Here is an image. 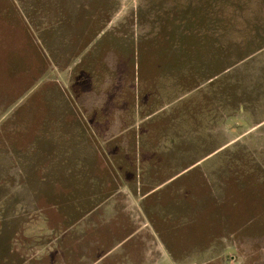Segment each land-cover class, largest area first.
Segmentation results:
<instances>
[{"label":"rangeland","instance_id":"374dc122","mask_svg":"<svg viewBox=\"0 0 264 264\" xmlns=\"http://www.w3.org/2000/svg\"><path fill=\"white\" fill-rule=\"evenodd\" d=\"M63 1L97 7L58 9ZM86 11L95 20L116 18L122 79L151 93L148 102L137 100L140 118L150 114L136 130L150 132L138 135L139 179L150 174L154 186L177 179L152 197L167 210L153 264H264V0H0V177L12 187L10 212L0 196V264H44L45 250L35 256V248L49 240L55 218L29 202L19 211L12 192L22 161L56 129L61 99L78 98L72 84L81 92L87 51L115 47L110 27L91 32L84 46ZM173 192L181 195L172 200ZM117 217L93 229L91 242L104 253L114 246L105 238ZM121 250L97 264H114ZM59 253L53 264L71 257ZM80 257L71 264H83Z\"/></svg>","mask_w":264,"mask_h":264},{"label":"crops","instance_id":"0c3cea01","mask_svg":"<svg viewBox=\"0 0 264 264\" xmlns=\"http://www.w3.org/2000/svg\"><path fill=\"white\" fill-rule=\"evenodd\" d=\"M56 5L58 9L84 6L85 9L94 10L97 7L96 4L88 2L72 5L70 1ZM95 14L86 11L82 16V30L85 31L82 37L87 41L84 46L91 40L89 35L93 31L107 27H110V31H115L111 24L116 18L111 17L108 21L98 16L95 20ZM65 15L69 13L66 12ZM111 41L115 44L113 48L107 45L106 49L87 51L82 60L85 68L81 92L77 88L80 86H76L77 80L72 84V90L78 98L73 103L68 98L61 99L66 109L53 112L54 122H58L56 129H47L49 139L41 140L42 144L37 141L34 156L29 161H22L19 167V189L12 192L18 194L20 199L19 211L25 210L29 202L39 215L42 213L45 217L48 215L51 219L55 218L47 231L49 240L45 245L35 248V256L42 255L45 250L46 254L42 256L45 259L44 264L58 261L55 259L59 258V252L65 257L67 254L71 256L62 264H71V258L76 252L81 256L79 260L83 259V264L85 259L90 258L88 264H97L105 254L118 246H125V250L117 253L120 259H116L114 264H153L155 234H158L160 247L163 248L165 244L161 238V229L166 227V206L157 205L152 197L157 188L164 184L168 186L177 179L169 181L174 178L171 177L154 186L149 182L150 174L145 179L138 177V135L143 129L139 133L136 130L140 127V122L150 114L140 118L142 113L139 112L141 108L137 106V100L148 102L151 93L141 91L140 82H127L122 79L123 70L117 64L122 53L119 50L120 44L119 49L116 45L117 41H122V32L115 31ZM82 61L78 60L73 67ZM61 102L58 101L57 104ZM143 131L150 134L147 129ZM8 177L5 174L0 177V184L6 190L0 196L1 200L9 202L4 206L10 212L12 187ZM168 181L170 183H166ZM177 194L180 193L173 192L170 198H179ZM42 198L50 203L43 205ZM72 201H76L80 210L75 208ZM109 216H121L122 219L119 218V222L110 227L105 239L115 243L104 253L105 247L97 241L92 243L91 239L96 225L100 227L108 224ZM139 216L144 223H140ZM173 217L178 218L177 215ZM25 223L22 227L25 234L21 235L24 238L28 230L27 222ZM170 254L173 256L171 252Z\"/></svg>","mask_w":264,"mask_h":264}]
</instances>
